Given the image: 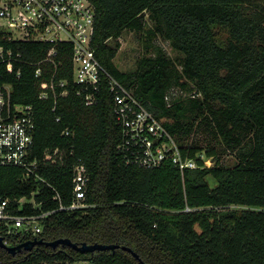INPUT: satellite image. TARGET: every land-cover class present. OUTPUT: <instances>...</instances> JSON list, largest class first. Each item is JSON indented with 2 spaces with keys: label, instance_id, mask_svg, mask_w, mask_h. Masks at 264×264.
I'll list each match as a JSON object with an SVG mask.
<instances>
[{
  "label": "trees",
  "instance_id": "16d2710c",
  "mask_svg": "<svg viewBox=\"0 0 264 264\" xmlns=\"http://www.w3.org/2000/svg\"><path fill=\"white\" fill-rule=\"evenodd\" d=\"M91 2L92 45L102 65L164 122L184 155L204 151L214 164L184 172L170 161L156 168L126 164L108 80L87 105L73 81L71 44H56L58 66L47 64L36 77L35 63L53 44L10 42L20 60L0 62V86L12 85L13 104L31 106L35 156L43 161L47 149L60 148L64 157L43 164L47 182H23L20 167L0 166V193L14 198L39 189L44 210L59 208L57 193L70 205L74 167L84 164L90 206L49 215L39 238L126 245L147 264H264V0ZM125 30L147 40V52L129 71L114 61ZM157 38L181 55L174 59L154 45ZM53 75L57 93L41 98V83ZM177 88L187 95H173ZM229 154L232 164L225 163ZM79 262L142 264L122 248L82 253L40 244L12 254L0 247V264Z\"/></svg>",
  "mask_w": 264,
  "mask_h": 264
},
{
  "label": "built area",
  "instance_id": "2783aa9c",
  "mask_svg": "<svg viewBox=\"0 0 264 264\" xmlns=\"http://www.w3.org/2000/svg\"><path fill=\"white\" fill-rule=\"evenodd\" d=\"M96 8L91 0H0V62L19 61L14 56L10 42L40 41L51 43L47 55L35 63V76L41 77L45 65L58 66L55 58L56 44L72 45L73 81L80 85L79 93H86L85 103L96 101L103 79H107L114 100L116 121L121 128L118 152L126 164L156 168L167 161L184 172L186 169L212 166V158L204 151L195 157L184 155L175 137L164 122L149 110L136 96L116 79L100 62L92 45L95 32ZM65 86V80H58ZM40 97L57 93L54 75L51 81L40 86ZM12 85L0 86V166H16L23 170L21 180L47 182L40 173L46 161L53 163L63 160L60 148L47 149L41 161L35 156L36 124L29 105L12 103ZM63 95L68 93L65 89ZM59 120V119H58ZM67 133L69 131H66ZM202 159L201 164L198 159ZM89 175L84 164L74 167L73 202L65 205L57 193L58 209L44 210L45 200L38 201L39 189L30 196L6 197L0 193V239L8 246L39 238L43 231L44 219L58 210L86 208ZM31 205L33 211L25 212ZM39 211V212H38Z\"/></svg>",
  "mask_w": 264,
  "mask_h": 264
},
{
  "label": "rangeland",
  "instance_id": "374dc122",
  "mask_svg": "<svg viewBox=\"0 0 264 264\" xmlns=\"http://www.w3.org/2000/svg\"><path fill=\"white\" fill-rule=\"evenodd\" d=\"M226 37V35H224ZM121 47L114 59L116 65L123 71L134 70L137 67L138 60L147 52L146 43L139 33L134 31L125 30L122 37L120 38ZM154 45H161L165 51L174 59L181 54L174 50L168 41L162 38H157L152 41ZM151 42V43H152ZM173 95H187L186 91L180 88L174 89ZM235 154H229L225 157V163H234ZM214 164V162H212ZM85 262H79L78 264H84Z\"/></svg>",
  "mask_w": 264,
  "mask_h": 264
},
{
  "label": "water",
  "instance_id": "95a60500",
  "mask_svg": "<svg viewBox=\"0 0 264 264\" xmlns=\"http://www.w3.org/2000/svg\"><path fill=\"white\" fill-rule=\"evenodd\" d=\"M44 244L46 246H50L52 248H57L59 246H70L73 249L85 253V252H94V251H106V250H115L117 248H122L124 250H127L131 252L142 264H147L140 255L134 251L131 247L126 245H120L116 243L112 244H104V243H87L83 242L81 244H78L76 242H73L70 238L62 237L58 238L52 241H46L43 238H34L32 240H27L22 243H19L17 245L8 246L5 245L0 239V247H3L7 249L10 253L16 254L17 252H21L22 250H32L36 245Z\"/></svg>",
  "mask_w": 264,
  "mask_h": 264
}]
</instances>
